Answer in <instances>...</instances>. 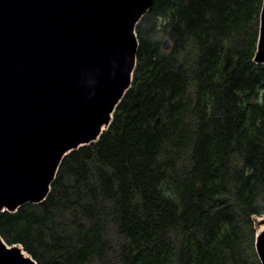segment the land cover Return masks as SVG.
<instances>
[{
  "label": "trees",
  "instance_id": "trees-1",
  "mask_svg": "<svg viewBox=\"0 0 264 264\" xmlns=\"http://www.w3.org/2000/svg\"><path fill=\"white\" fill-rule=\"evenodd\" d=\"M263 4L154 0L112 123L0 236L36 264H262Z\"/></svg>",
  "mask_w": 264,
  "mask_h": 264
},
{
  "label": "water",
  "instance_id": "water-1",
  "mask_svg": "<svg viewBox=\"0 0 264 264\" xmlns=\"http://www.w3.org/2000/svg\"><path fill=\"white\" fill-rule=\"evenodd\" d=\"M153 2L0 0V213L45 201L65 157L110 126ZM254 61L264 64V5ZM256 250L264 264V230ZM0 264L36 262L0 236Z\"/></svg>",
  "mask_w": 264,
  "mask_h": 264
},
{
  "label": "bare ground",
  "instance_id": "bare-ground-1",
  "mask_svg": "<svg viewBox=\"0 0 264 264\" xmlns=\"http://www.w3.org/2000/svg\"><path fill=\"white\" fill-rule=\"evenodd\" d=\"M133 75H134V73H133ZM123 99V98H122ZM122 101V100H121ZM120 101V102H121ZM120 104V103H119ZM119 106V105H118ZM117 106V107H118ZM117 109V108H116ZM116 111V110H115ZM113 116H114V114H113ZM112 123V122H111ZM103 128H106V125H104V127ZM257 231L258 232H262L263 230H264V223L263 224H257ZM11 246H9V248H10ZM13 247H17V248H19L20 250H21V252H22V254L24 255V256H27L26 255V252H25V250L22 248V247H19V246H16V245H14V246H12L11 248H13Z\"/></svg>",
  "mask_w": 264,
  "mask_h": 264
},
{
  "label": "rangeland",
  "instance_id": "rangeland-1",
  "mask_svg": "<svg viewBox=\"0 0 264 264\" xmlns=\"http://www.w3.org/2000/svg\"><path fill=\"white\" fill-rule=\"evenodd\" d=\"M257 220H258V218H257ZM258 227V226H257ZM2 240L4 241V243H6L7 245H9V246H14V245H16V246H19V247H22L21 245H18V244H8L3 238H2ZM23 248V247H22ZM26 252V251H25ZM257 254H258V252H257ZM26 255L28 256L29 254L26 252ZM30 256V255H29ZM259 256V255H258ZM260 259V258H259ZM261 261V260H260ZM262 263V262H261Z\"/></svg>",
  "mask_w": 264,
  "mask_h": 264
}]
</instances>
